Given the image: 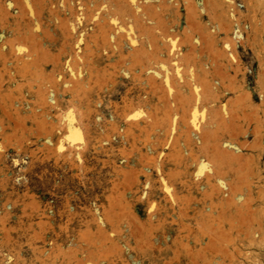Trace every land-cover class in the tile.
Wrapping results in <instances>:
<instances>
[{"label":"rangeland","instance_id":"374dc122","mask_svg":"<svg viewBox=\"0 0 264 264\" xmlns=\"http://www.w3.org/2000/svg\"><path fill=\"white\" fill-rule=\"evenodd\" d=\"M0 264H264V0H0Z\"/></svg>","mask_w":264,"mask_h":264},{"label":"bare ground","instance_id":"6f19581e","mask_svg":"<svg viewBox=\"0 0 264 264\" xmlns=\"http://www.w3.org/2000/svg\"><path fill=\"white\" fill-rule=\"evenodd\" d=\"M166 52H167V49H166ZM155 53H156V52H155ZM167 54H168V52H167ZM159 56H160V55H159ZM236 161H237V160H236ZM238 166H239V165H238ZM210 169H211V168H210ZM206 170H207V169H206ZM197 172H198V171H197ZM202 172H203V171H202ZM210 172H211V171H210ZM212 174H213V173H212ZM198 175H199V173H198ZM250 177H251V176H250ZM244 179H245V178H244ZM237 180H238V179H237ZM243 181H244V180H243ZM243 181H242V182H243ZM242 182H241V183H242ZM245 182H246V181H245ZM216 183H217V182H216ZM211 184H212V183H211ZM239 184H240V183H239ZM248 184H249V183H248ZM248 184H247V185H248ZM244 185H245V184H244ZM249 186H250V185H248V189H249ZM235 188H236V187H235ZM235 188H234V189H235ZM239 188H240V187H239ZM227 189H228V188H227ZM232 189H233V188H232ZM251 189H252V188H251ZM244 192H246V191H244ZM225 195H226V194H225ZM246 195H248V193H247ZM255 195H256V194H255ZM248 196L250 197V195H248ZM224 197H225V196H224ZM256 197H257V195H256ZM244 200H245V199H244ZM245 202H246V200H245ZM242 205H243V203H242ZM245 205H246V206H244V207H247V206H248L246 203H245ZM209 206H211V205H209ZM249 207H250V206H249ZM249 207H248V209H249ZM233 208H234V207H233ZM235 208H236V207H235ZM238 209H239V207H238ZM236 210H237V209H236ZM236 210H235V211H236ZM235 211H234V212H235ZM241 211H242V210H241ZM244 211H245V210H244ZM246 211H247V209H246ZM246 211H245V213H246ZM236 212H237V213H238V212L240 213V211H236ZM248 212H249V211H248ZM248 212H247V213H248ZM247 213H246V214H247ZM250 213H251V212H249V214H250ZM235 214H236V213H235ZM246 214H244V215H246ZM251 214H252V213H251ZM251 214H250V215H251ZM237 215H239V214H236V216H237ZM244 215H243V216H244ZM250 215H248V214L246 215V216H248V217H247L248 219L251 218ZM241 216H242V215H241ZM243 216H242V217H243ZM234 217H235V216H234ZM239 217H240V216H239ZM245 218H246V217H245ZM245 218H244V219H245ZM247 218H246V219H247ZM248 219H247V223H248V222L250 223V221H249ZM234 220H237V219H234ZM231 221H232V220H231ZM242 221H243V219H242ZM245 222H246V221H244V223H245ZM241 223H242V222H241ZM244 225H245V224H244ZM196 226H197V225H196ZM248 227L250 228V226H248ZM249 228H248V229H249ZM257 230H258V229H257ZM248 231H249V230H248ZM209 240H210V239H209ZM249 241H250V240H249ZM211 242H212V241H211ZM208 243H209V242H208ZM200 245H202V244H200ZM210 245H211V244H210ZM211 246H212V245H211ZM208 248H209V247H208ZM211 248H212V247H211ZM209 249H210V248H209ZM212 249H213V248H212Z\"/></svg>","mask_w":264,"mask_h":264}]
</instances>
